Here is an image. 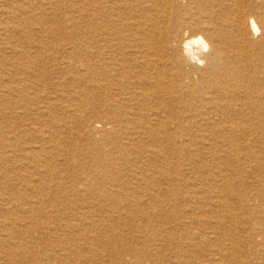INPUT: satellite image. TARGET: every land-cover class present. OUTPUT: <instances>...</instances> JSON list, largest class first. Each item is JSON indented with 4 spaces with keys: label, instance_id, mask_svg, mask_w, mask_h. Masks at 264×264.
Returning <instances> with one entry per match:
<instances>
[{
    "label": "bare ground",
    "instance_id": "bare-ground-1",
    "mask_svg": "<svg viewBox=\"0 0 264 264\" xmlns=\"http://www.w3.org/2000/svg\"><path fill=\"white\" fill-rule=\"evenodd\" d=\"M0 264H264V0H0Z\"/></svg>",
    "mask_w": 264,
    "mask_h": 264
}]
</instances>
